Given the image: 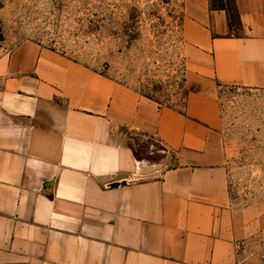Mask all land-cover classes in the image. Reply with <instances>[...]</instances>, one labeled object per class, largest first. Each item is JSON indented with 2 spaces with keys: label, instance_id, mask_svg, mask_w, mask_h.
I'll return each instance as SVG.
<instances>
[{
  "label": "crops",
  "instance_id": "obj_1",
  "mask_svg": "<svg viewBox=\"0 0 264 264\" xmlns=\"http://www.w3.org/2000/svg\"><path fill=\"white\" fill-rule=\"evenodd\" d=\"M235 3L238 31L184 0V111L35 40L0 49V264H236L217 87L264 89V0Z\"/></svg>",
  "mask_w": 264,
  "mask_h": 264
},
{
  "label": "rangeland",
  "instance_id": "obj_2",
  "mask_svg": "<svg viewBox=\"0 0 264 264\" xmlns=\"http://www.w3.org/2000/svg\"><path fill=\"white\" fill-rule=\"evenodd\" d=\"M183 8L184 0H0V49L35 40L184 111L191 87ZM217 102L238 234L236 264H264V89L218 86ZM137 139L139 156L156 163L167 154L159 142Z\"/></svg>",
  "mask_w": 264,
  "mask_h": 264
},
{
  "label": "trees",
  "instance_id": "obj_3",
  "mask_svg": "<svg viewBox=\"0 0 264 264\" xmlns=\"http://www.w3.org/2000/svg\"><path fill=\"white\" fill-rule=\"evenodd\" d=\"M211 8L223 9L226 11L231 29L238 31L241 29L240 15L235 0H208Z\"/></svg>",
  "mask_w": 264,
  "mask_h": 264
},
{
  "label": "water",
  "instance_id": "obj_4",
  "mask_svg": "<svg viewBox=\"0 0 264 264\" xmlns=\"http://www.w3.org/2000/svg\"><path fill=\"white\" fill-rule=\"evenodd\" d=\"M118 183H114L113 185H117Z\"/></svg>",
  "mask_w": 264,
  "mask_h": 264
}]
</instances>
